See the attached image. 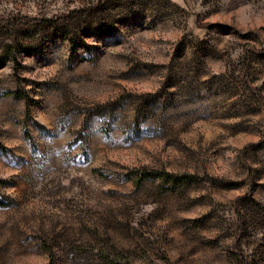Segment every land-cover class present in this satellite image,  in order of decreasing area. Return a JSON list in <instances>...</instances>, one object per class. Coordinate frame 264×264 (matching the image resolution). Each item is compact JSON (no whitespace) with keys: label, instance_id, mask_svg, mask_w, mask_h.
<instances>
[{"label":"rangeland","instance_id":"1","mask_svg":"<svg viewBox=\"0 0 264 264\" xmlns=\"http://www.w3.org/2000/svg\"><path fill=\"white\" fill-rule=\"evenodd\" d=\"M0 181V264H264V0H0Z\"/></svg>","mask_w":264,"mask_h":264},{"label":"trees","instance_id":"2","mask_svg":"<svg viewBox=\"0 0 264 264\" xmlns=\"http://www.w3.org/2000/svg\"><path fill=\"white\" fill-rule=\"evenodd\" d=\"M14 94H17V93H14ZM155 178H162V180H164V182H170L171 184H174V185H180V184L186 183L192 179L191 176L171 175L169 173L157 172V171H143L140 175V180L155 179ZM0 204H3V203L0 202Z\"/></svg>","mask_w":264,"mask_h":264}]
</instances>
